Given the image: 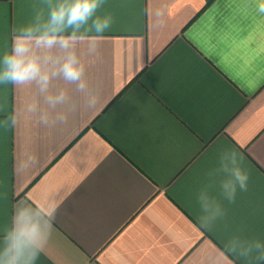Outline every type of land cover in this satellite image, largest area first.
Segmentation results:
<instances>
[{
	"label": "crops",
	"instance_id": "1",
	"mask_svg": "<svg viewBox=\"0 0 264 264\" xmlns=\"http://www.w3.org/2000/svg\"><path fill=\"white\" fill-rule=\"evenodd\" d=\"M42 7L0 0V55ZM97 15L113 18L98 53L78 49L93 106L53 81L70 103L56 110L65 122L46 126L27 112L34 86H0V120L17 117L0 127V246L21 202L55 197L35 264H264L255 251L225 248L234 238L264 244V14L256 0H105ZM233 150L248 184L229 202L217 169ZM202 190L223 210L210 228L200 223Z\"/></svg>",
	"mask_w": 264,
	"mask_h": 264
},
{
	"label": "clouds",
	"instance_id": "2",
	"mask_svg": "<svg viewBox=\"0 0 264 264\" xmlns=\"http://www.w3.org/2000/svg\"><path fill=\"white\" fill-rule=\"evenodd\" d=\"M104 3L105 0H44V7L36 12L33 21L16 31L10 51L0 55V86H34L36 95L28 104L27 112L35 115L38 123L47 126L67 119L65 112L56 110L70 103L68 89L54 88L53 81L74 86L73 91L82 94L87 105L95 104L96 96L86 78L87 65L78 49L83 46V56L98 53L103 34L113 23L110 15H97ZM256 7L258 13L264 14V0H256ZM16 123V115H5L0 127L7 130ZM242 163V157L234 150L221 155L217 174H223L220 189L229 202L235 201L237 187L247 190L248 174ZM198 200L204 213L200 223L210 228L213 221L223 216V210L206 190L201 191ZM58 206L55 197L49 203L36 206L21 202L16 207L11 228L3 235L0 264H35L51 234ZM225 248L242 257L255 251L256 259L264 261V244L259 241L247 243L234 238Z\"/></svg>",
	"mask_w": 264,
	"mask_h": 264
}]
</instances>
